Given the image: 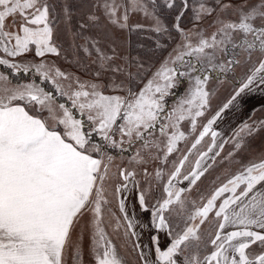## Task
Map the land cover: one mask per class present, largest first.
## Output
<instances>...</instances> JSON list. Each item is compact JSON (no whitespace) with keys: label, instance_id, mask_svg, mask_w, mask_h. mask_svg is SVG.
Returning <instances> with one entry per match:
<instances>
[{"label":"snow or ice","instance_id":"obj_1","mask_svg":"<svg viewBox=\"0 0 264 264\" xmlns=\"http://www.w3.org/2000/svg\"><path fill=\"white\" fill-rule=\"evenodd\" d=\"M0 264H264V0H0Z\"/></svg>","mask_w":264,"mask_h":264},{"label":"rangeland","instance_id":"obj_2","mask_svg":"<svg viewBox=\"0 0 264 264\" xmlns=\"http://www.w3.org/2000/svg\"><path fill=\"white\" fill-rule=\"evenodd\" d=\"M133 33L136 34H140V39L141 41H139V45L140 44H144L145 45V48L149 47L148 46V43L151 44L152 42L148 39V37L146 35H143L141 34L140 32L138 31H134V32H131V33H128V32H125L123 35H121V39L125 40L127 42L126 46L128 47L129 51L135 55L137 52H142L144 51V49H140L139 48V45H137L135 48L133 47L132 49V35ZM134 51V53L132 52ZM227 93H222L221 96H220V99L215 101L214 103H220L224 97L226 96ZM260 102V97L257 95L256 97L254 98H251L248 100V104L249 105H252V104H258ZM247 109H245L246 111ZM243 117V112H236V111H229V112H226V114L224 115V119L219 122L218 126L221 127V128H224L226 131H227V127L228 126H232L234 127L236 123L239 122V120ZM256 143L258 144L259 143V140L256 141Z\"/></svg>","mask_w":264,"mask_h":264},{"label":"trees","instance_id":"obj_3","mask_svg":"<svg viewBox=\"0 0 264 264\" xmlns=\"http://www.w3.org/2000/svg\"><path fill=\"white\" fill-rule=\"evenodd\" d=\"M140 34L138 35V34H136L135 35V33H133V35H132V49H133V47L135 48L137 45H139V41H141V39H140ZM151 44H149L148 43V46H150ZM133 53H134V51H132Z\"/></svg>","mask_w":264,"mask_h":264}]
</instances>
